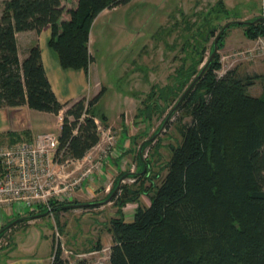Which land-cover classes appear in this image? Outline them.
I'll return each instance as SVG.
<instances>
[{"label":"trees","instance_id":"16d2710c","mask_svg":"<svg viewBox=\"0 0 264 264\" xmlns=\"http://www.w3.org/2000/svg\"><path fill=\"white\" fill-rule=\"evenodd\" d=\"M131 1L2 2L0 110L27 106L54 116L62 112L57 148L60 163L82 160L98 144L94 122L98 117L92 109L103 91L90 100L82 97L60 103L46 77L38 43L19 62L16 34L33 31L39 35L49 27L48 46L60 66L87 73L93 62L88 42L94 20L102 11ZM216 7L217 15L227 14L221 0ZM258 18L262 17L248 22ZM233 27H242L249 40L264 36V20ZM213 47L214 43L211 52ZM218 68L214 57L172 113L186 109L190 121L180 129L179 145L169 150L161 181L154 183L158 175L154 176L151 163L144 159L139 171L126 176L134 183L149 181L148 187L139 185L136 192L120 185L109 193L111 201L119 197L121 208L141 195L149 204L137 207L130 222L122 217L110 222L112 244L105 264H264V85L262 95L255 97L250 94L253 80L231 70L218 76L213 73ZM56 204L51 203L49 212L46 208L40 212L49 216L53 211L57 216L71 205ZM50 264L67 262L58 250Z\"/></svg>","mask_w":264,"mask_h":264},{"label":"rangeland","instance_id":"374dc122","mask_svg":"<svg viewBox=\"0 0 264 264\" xmlns=\"http://www.w3.org/2000/svg\"><path fill=\"white\" fill-rule=\"evenodd\" d=\"M218 1L132 0L96 17L90 29L93 64L88 83L98 82L97 94L103 92L92 111L98 117L96 120L101 131H109L116 138V153L98 151V146L103 149L106 142L103 136L99 138V145L73 167L74 179L89 170L84 182L72 192L64 193L63 196L69 198L58 200L57 206L104 202L112 189L116 187L117 191L120 185H128L136 192L139 185L148 187L149 181L134 183L126 176L131 169L139 171L144 159L151 163L154 176L158 175L153 179L154 183L161 181L166 173L164 165L169 161V150L179 145L182 140L180 129L190 121L186 109L176 111L169 118L168 114L195 77L194 74L209 60L220 29L229 22L264 18V0H221L227 14L220 16L217 15ZM63 2L66 4V0ZM1 10L0 1V13ZM214 57L219 68L213 73L221 76L231 70L240 77H249L254 82L250 94L255 97L262 95L264 36L249 40L242 27L232 26ZM9 115L15 116L13 112L8 114L4 109L0 110V134L16 127L28 134L52 133L59 136L62 112L58 116L37 111L22 112L19 119L14 118V126V120H10ZM102 119L103 122L100 121ZM30 127L32 130L29 133ZM122 138L127 143L131 142L132 152L125 153V147H119L123 143ZM29 139L31 135L28 137L23 133L21 137L2 134L0 146ZM145 142L150 143L141 150ZM103 155L107 156V160ZM98 161L100 165H96ZM67 170L70 171L69 167ZM55 171L56 184L70 182V176H66L70 172L65 171V167ZM65 177H68L67 180ZM118 198L94 208L69 207L67 211L58 212L57 216L53 211L44 217L45 213L40 212L28 214L27 220L34 216L42 218L28 226L21 221L6 233L0 240V257H3L0 264H6L7 259L10 264H49L56 231L63 246L62 250L59 249L60 256L67 264H76L81 260L87 264L107 263L112 244L108 231L110 222L120 217L130 222L137 207L149 204L146 196L141 195L138 200L130 201L121 208ZM22 217L16 215L14 222L24 219ZM3 221L0 216V222ZM8 225L3 223L5 227Z\"/></svg>","mask_w":264,"mask_h":264},{"label":"built area","instance_id":"2783aa9c","mask_svg":"<svg viewBox=\"0 0 264 264\" xmlns=\"http://www.w3.org/2000/svg\"><path fill=\"white\" fill-rule=\"evenodd\" d=\"M94 122L99 138L103 136L106 140L104 148L100 149L98 146V151L115 153L114 147L117 141L114 139L116 138L109 131H101L96 119ZM58 145V136L42 133L35 136L32 141L0 146V210H2L0 216L2 220L4 214L8 216L14 213L37 214L44 208L50 210L51 203L68 199L69 197L63 196L64 193L72 192L73 188L84 182L89 170L83 172L78 178L70 180L69 183L57 182L56 184L55 170L58 172L60 169L63 170L70 162H59L61 156H57ZM103 158L107 159V156L103 155ZM100 161L96 165H100ZM134 171L131 169L130 173ZM67 178L65 177V180ZM54 241L51 261L55 252L63 248L57 231Z\"/></svg>","mask_w":264,"mask_h":264},{"label":"crops","instance_id":"0c3cea01","mask_svg":"<svg viewBox=\"0 0 264 264\" xmlns=\"http://www.w3.org/2000/svg\"><path fill=\"white\" fill-rule=\"evenodd\" d=\"M0 1L3 2L4 0H0ZM106 12H108V10L102 11L99 15L106 13ZM49 38H50V28L49 27L44 28L39 35L33 31L17 33L16 34V44H17L19 62H22L25 59L27 52L30 49V47L33 46L35 43H38L39 48H40L41 61H42V65L44 67L46 77L49 81L50 87H51L54 95L56 96L57 100L60 103H66L69 101H76L82 97H86V98L94 97L97 94L100 85L98 84V82H96V83L94 82V84H91V85H89V83H88V79H89L88 76L90 75V67L93 63L89 66L87 73H85L83 70L63 69L59 64L58 59L54 56L53 52L50 50V48L48 46ZM90 42H91V35L89 34L88 51L91 55ZM4 110L8 114L10 112H13V114L15 115L13 117H11L9 115V119L14 120V123H12V126H14L16 124L15 119H19L18 116H20V114L22 112L32 111V110L28 109L27 106H22V107H18V108H4ZM20 111H22V112L19 113ZM17 128H19V127H17ZM31 130H32L31 127L28 128L29 133ZM21 131H22V129H16V127H15L14 129H9L6 133H2V134H6L9 136L10 135L16 136V137H21L22 133H23V135H28V137H30V135H31V139H29V141H32V139L38 135V134H34V133L28 134L27 131L26 132L25 131L21 132ZM2 134H0V135H2ZM3 137H6V136H3ZM121 141L123 143L119 147L120 148L125 147V150H124L125 153L126 152H132V150L130 149L131 142L127 143V140L125 138H122ZM13 144H15V143H13ZM13 144H11V145H13ZM11 145H9V146H11ZM83 159L77 160V161H70L65 166V171H68L67 170L68 167L70 169V171H68V172H70V174L69 175H67L66 173L65 174H66V176H70L69 178H71V180L74 179V177L72 175L75 172V170H74L75 166L77 164H80V162L83 161ZM72 169L74 171H72ZM0 212H2V210H0ZM16 215H23L22 218H26V217L30 216L28 214H17V213H14V214L9 215V216L4 214V217H3L4 221L2 223H0V227L3 226V223H4V225L9 224L11 226V227H9V230L16 227L18 225V221L14 222V218H13ZM35 217L33 219L26 220L25 221L26 225L27 226L28 225H34V224H36L35 220L42 218V217H37V218H35ZM32 220H34V221L32 222ZM52 249L53 248H51V252H52ZM50 258H51V255H50L49 259ZM6 261H7L6 264H10L8 259ZM26 264H33V263L27 262ZM38 264H40V263H38Z\"/></svg>","mask_w":264,"mask_h":264},{"label":"water","instance_id":"95a60500","mask_svg":"<svg viewBox=\"0 0 264 264\" xmlns=\"http://www.w3.org/2000/svg\"><path fill=\"white\" fill-rule=\"evenodd\" d=\"M264 18H258L252 22H248V21H245V22H242V21H234V22H229V23H226L222 28L221 30L219 31V33L217 34L216 38L214 39V47H213V52L211 53L210 55V58L209 60L204 64L203 68L200 70L199 74L196 76V78L194 79V81L190 84V86L185 90V92L183 93V95L180 97L179 101L177 102V104L174 106V108L171 110V112L168 114V117H170V115H172V113L175 111L176 107L182 102V100L184 99V97L186 96V94L192 89L193 85L199 80V78L202 76V74L204 73V71L207 69V67L210 65V63L212 62V60L214 59V56L216 54V51H217V42L219 40V38L222 36V34L227 30L229 29L230 27L232 26H235V25H250V24H255L256 22H261L263 21ZM116 191V190H115ZM114 191V192H115ZM111 199V196L108 198L107 201H104V202H98V203H90V204H82V205H71L69 206L70 208H90V207H98L99 205H103L105 204L106 202L108 203ZM45 215H47V213L43 214L42 216L44 217ZM37 218V216L35 217ZM9 227H11L10 225L7 226L5 228V230H8Z\"/></svg>","mask_w":264,"mask_h":264},{"label":"flooded vegetation","instance_id":"af4514ba","mask_svg":"<svg viewBox=\"0 0 264 264\" xmlns=\"http://www.w3.org/2000/svg\"><path fill=\"white\" fill-rule=\"evenodd\" d=\"M5 228L6 227H4V226L0 227V240H2L5 237L6 233L9 230V229L5 230ZM3 229H4V231H3ZM2 260H3V257H0V261H2Z\"/></svg>","mask_w":264,"mask_h":264}]
</instances>
